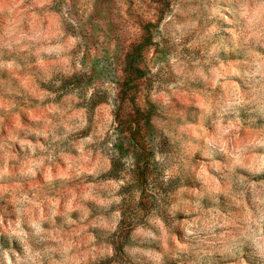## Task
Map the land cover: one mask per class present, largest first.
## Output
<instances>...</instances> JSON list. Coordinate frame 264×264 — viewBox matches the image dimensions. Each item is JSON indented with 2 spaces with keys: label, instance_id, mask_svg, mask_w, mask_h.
I'll use <instances>...</instances> for the list:
<instances>
[{
  "label": "clouds",
  "instance_id": "1",
  "mask_svg": "<svg viewBox=\"0 0 264 264\" xmlns=\"http://www.w3.org/2000/svg\"><path fill=\"white\" fill-rule=\"evenodd\" d=\"M0 264H264V0H0Z\"/></svg>",
  "mask_w": 264,
  "mask_h": 264
},
{
  "label": "rangeland",
  "instance_id": "2",
  "mask_svg": "<svg viewBox=\"0 0 264 264\" xmlns=\"http://www.w3.org/2000/svg\"><path fill=\"white\" fill-rule=\"evenodd\" d=\"M100 2H101V0H97V4H99ZM137 88H138V86L135 85L134 83H132L131 81H129V82L127 83V85H126V89H127L128 92H133V93H134V90H136ZM133 103H135V100H134V99H133ZM135 111H136L137 114H138V112H139V108H138V106H137V108L135 109ZM126 117H127V118H132V112L129 111V112L126 114ZM133 135L136 136V137H138V136H139V133L137 132V133H134ZM142 155H143V154H142Z\"/></svg>",
  "mask_w": 264,
  "mask_h": 264
}]
</instances>
